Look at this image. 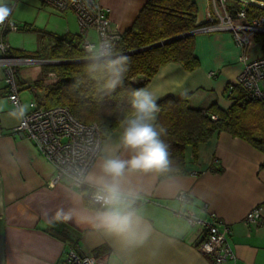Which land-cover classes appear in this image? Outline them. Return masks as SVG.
Here are the masks:
<instances>
[{
    "label": "crops",
    "instance_id": "obj_1",
    "mask_svg": "<svg viewBox=\"0 0 264 264\" xmlns=\"http://www.w3.org/2000/svg\"><path fill=\"white\" fill-rule=\"evenodd\" d=\"M98 1L108 10L112 25L122 32L132 25L147 0ZM192 1L198 25L211 0ZM51 9L54 12L43 11L47 22L51 21L46 47L27 51L16 48L8 42L15 31L6 29L1 37L11 51L39 52L43 60L39 63L43 64L55 37L79 33L73 12ZM195 34L197 68L186 71L180 63L169 62L142 89L151 91L156 103L166 96H186L192 108L204 109L215 103L226 109L232 103L226 86L241 71L245 60L262 56L261 43L254 41L242 50L230 31ZM89 35L95 42V32ZM34 77L22 74L18 67V99L27 111L29 101L41 92L32 87L40 76L37 73ZM55 80L53 74H47L45 84ZM15 110L7 97L0 66V264H64L69 246L79 256L96 259L94 264H212L196 248L205 236L204 229L191 227L175 215L179 207L192 209L203 218L214 213L228 225L227 242L233 257L227 264H264V218L255 224L243 221L250 209L264 204V153L248 142L220 131L198 144L195 156L191 147H186L183 174L160 179L157 172L128 173L122 186L139 222L138 239L130 241L93 226L101 208L91 207L82 190L54 179L53 165L32 141L14 133L13 128L21 120L12 115ZM132 116L133 112L104 139L100 155L87 172V185L96 186L88 177L100 175L99 165L105 156L130 159L133 155L120 144ZM179 191L188 194V202L180 204L175 199ZM57 211L71 220L63 216L57 220Z\"/></svg>",
    "mask_w": 264,
    "mask_h": 264
},
{
    "label": "trees",
    "instance_id": "obj_2",
    "mask_svg": "<svg viewBox=\"0 0 264 264\" xmlns=\"http://www.w3.org/2000/svg\"><path fill=\"white\" fill-rule=\"evenodd\" d=\"M239 7V2L233 0L231 12ZM247 12V18L251 19L262 10L248 6ZM196 18L197 8L192 0H147L132 25L120 32L115 55L100 59L84 52L79 33L55 37L53 45L45 52V59L83 61L43 63L41 76L32 85L41 92L34 98H42L46 107L66 106L78 121L96 124L103 142L133 112L132 93L144 88L161 66L177 62L186 71L197 68L198 59L194 56L196 34L192 32L198 27ZM173 37L177 38L162 43ZM253 39L261 43L264 57V33L254 34ZM157 43L160 44L152 46ZM8 54L41 58L39 52L9 50ZM122 55L127 56L128 61L122 60ZM47 74L56 77L49 85L45 84ZM113 79L119 80L114 88L109 86ZM226 92L232 100L226 109L215 103L204 109L192 108L186 96L176 99L166 96L157 101L156 123L166 129L161 139L169 145V165L165 171L157 172L160 179L185 173L186 147L190 146L195 156L198 144L220 131H226L264 153V102L249 98L238 86L229 91L226 89ZM212 115L215 118H211ZM87 202L93 208L98 207Z\"/></svg>",
    "mask_w": 264,
    "mask_h": 264
},
{
    "label": "built area",
    "instance_id": "obj_3",
    "mask_svg": "<svg viewBox=\"0 0 264 264\" xmlns=\"http://www.w3.org/2000/svg\"><path fill=\"white\" fill-rule=\"evenodd\" d=\"M233 0H211L206 6L204 20L194 29L196 32L230 31L238 46L243 50L254 42L253 35L264 33V0H234L239 8L231 12ZM42 5L54 10L71 11L77 18L80 47L95 59L115 55L116 41L120 38L109 19L108 10L98 0H39ZM248 6H256L262 13L247 18ZM8 29L16 31L17 24L8 17L0 25V66L3 68V81L9 101L17 108L18 86L16 73L20 64L39 63L43 60L10 56V46L1 37ZM96 35L94 42L89 32ZM212 75L214 73H211ZM244 89L249 98L264 102V57L245 60L235 79L226 86L229 91L234 87ZM211 118H215L214 115ZM1 129V126H0ZM14 133L29 139L39 152L53 165L55 180L64 181L68 186L82 190L84 198L101 208L95 199L97 190L94 185L86 184V175L95 159L100 155L102 138L96 124L78 121L66 106L46 107L42 98H34L28 103V111L13 128ZM175 199L180 204L189 201L185 191H179ZM206 209V205L202 210ZM264 204L250 209L244 216L246 224L260 223L264 218ZM174 214L184 218L191 227L200 226L205 231L204 238L197 250L210 258L212 264H227L232 252L227 242L229 227L214 213L203 218L192 209L179 207ZM96 259L79 256L69 248L64 264H94Z\"/></svg>",
    "mask_w": 264,
    "mask_h": 264
},
{
    "label": "clouds",
    "instance_id": "obj_4",
    "mask_svg": "<svg viewBox=\"0 0 264 264\" xmlns=\"http://www.w3.org/2000/svg\"><path fill=\"white\" fill-rule=\"evenodd\" d=\"M11 12L12 9L5 0H0V25L4 24ZM121 59L128 61L125 55H122ZM126 70L128 71V67ZM118 82V79H113L109 86L114 88ZM131 108L133 116L124 128L120 144L133 155L130 159H123L115 154L105 156L99 165L100 175L88 179L96 185L94 199L101 205L93 226L135 241L139 235V222L131 207L130 197L123 189L122 180L128 173L165 171L169 165V145L161 139L166 129L156 123L159 108L151 91L135 90L132 93ZM26 112L25 106L18 105L12 115L23 119ZM61 216L64 220H71L70 216L57 211L56 219L60 220Z\"/></svg>",
    "mask_w": 264,
    "mask_h": 264
},
{
    "label": "rangeland",
    "instance_id": "obj_5",
    "mask_svg": "<svg viewBox=\"0 0 264 264\" xmlns=\"http://www.w3.org/2000/svg\"><path fill=\"white\" fill-rule=\"evenodd\" d=\"M6 3L12 9L10 20L19 28L10 33L8 42L25 51L46 47L50 32L47 28L51 21L47 22L48 16L43 11L51 12V7L42 5L39 0H6ZM18 67L22 74L26 73L33 78L37 73L41 76L42 63L20 64Z\"/></svg>",
    "mask_w": 264,
    "mask_h": 264
},
{
    "label": "water",
    "instance_id": "obj_6",
    "mask_svg": "<svg viewBox=\"0 0 264 264\" xmlns=\"http://www.w3.org/2000/svg\"><path fill=\"white\" fill-rule=\"evenodd\" d=\"M194 33V31H192ZM174 38H177V37H173V38H169L165 41H163L162 43H165V42H168L170 40H173ZM160 43H157V44H154L152 46H155V45H159ZM78 61H83L81 59L79 60H46L44 61V63H51V64H60V63H68V62H78Z\"/></svg>",
    "mask_w": 264,
    "mask_h": 264
}]
</instances>
